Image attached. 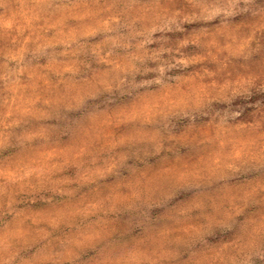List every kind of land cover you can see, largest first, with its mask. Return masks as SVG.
I'll list each match as a JSON object with an SVG mask.
<instances>
[{
  "label": "clouds",
  "instance_id": "clouds-1",
  "mask_svg": "<svg viewBox=\"0 0 264 264\" xmlns=\"http://www.w3.org/2000/svg\"><path fill=\"white\" fill-rule=\"evenodd\" d=\"M8 13L0 264H264V0Z\"/></svg>",
  "mask_w": 264,
  "mask_h": 264
},
{
  "label": "rangeland",
  "instance_id": "rangeland-1",
  "mask_svg": "<svg viewBox=\"0 0 264 264\" xmlns=\"http://www.w3.org/2000/svg\"><path fill=\"white\" fill-rule=\"evenodd\" d=\"M12 22V13H8L6 14L2 19H0V24L3 25H7L9 23ZM15 35V33H13V36ZM52 38L51 34H49V36L46 38L47 40H50ZM25 39H27V37H25ZM9 44L10 45V41L5 42L0 40V46L3 47V52H0V64H2L3 61V56L5 55H16L19 52V48H13L10 46H5V44ZM33 48H36L35 45H32ZM57 49H60V46L57 45ZM37 57L38 60L36 63H33L31 66V73H26L24 76V79L27 80L28 76L32 73H34L36 75V77H44L48 75V69L50 67V58L53 55V51L51 48L49 47H41L39 48L35 53H34ZM11 67V65H10ZM89 79H92L91 77Z\"/></svg>",
  "mask_w": 264,
  "mask_h": 264
}]
</instances>
